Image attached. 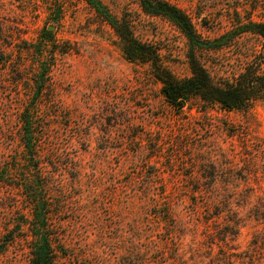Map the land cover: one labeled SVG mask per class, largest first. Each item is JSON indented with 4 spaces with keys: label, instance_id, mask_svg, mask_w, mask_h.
I'll return each instance as SVG.
<instances>
[{
    "label": "rangeland",
    "instance_id": "obj_1",
    "mask_svg": "<svg viewBox=\"0 0 264 264\" xmlns=\"http://www.w3.org/2000/svg\"><path fill=\"white\" fill-rule=\"evenodd\" d=\"M169 1L204 39L232 30L226 45L198 52L214 77L234 80L255 60L264 70V37L236 31L264 21V0ZM123 19L177 77L191 75L184 32L139 0H0V170L8 176L0 180V243L9 239L0 264H30L45 235L51 264H216L215 229L225 220L241 226L228 240L232 264H264V100L231 112L198 111L196 101L176 111L148 65L124 55L112 25ZM49 32L53 43L44 40ZM26 111L38 170L21 162ZM37 173L41 182L54 175L43 189L52 205L32 221L31 211L12 208L30 199L13 185ZM225 197L230 206L217 217ZM156 203H166L174 225L156 217ZM15 221H23L16 236L4 237Z\"/></svg>",
    "mask_w": 264,
    "mask_h": 264
},
{
    "label": "trees",
    "instance_id": "obj_2",
    "mask_svg": "<svg viewBox=\"0 0 264 264\" xmlns=\"http://www.w3.org/2000/svg\"><path fill=\"white\" fill-rule=\"evenodd\" d=\"M139 1L147 13L169 17L184 32L189 41L188 59L191 75L179 78L163 59L160 49L152 43L140 40L127 20L112 21L126 58L135 63L148 65L152 78L160 83V91L173 109L182 112L186 106L196 101L198 104L204 106L203 110L199 109L198 111L207 112L208 109L217 107L222 111L231 112L248 109L254 106L256 102L264 100V70L262 61L255 60L248 63L234 80L220 81L212 75L199 56V50H217L226 45L228 37L231 39L234 36L229 35L232 33V30L213 39H204L198 32L193 17L177 4L169 0ZM3 29L4 25L0 24V34L3 33ZM236 31L238 33L250 31L264 37V21L257 22L249 19L247 22L240 23ZM49 36V38L45 37V42L53 43L54 39L51 32H49ZM0 60L1 63L4 62L3 59ZM25 113L24 119L21 120V140L25 146V159L22 161L20 159V161L29 164L31 169L38 170L39 166H41V161H39V147L35 144L36 131L34 130L31 111H26ZM0 171V175H2L0 180L6 183L5 178L8 176L4 170ZM36 175V177L35 175L32 177L31 181H27V184L22 182L18 185H13L15 188L25 191V197H30V199L27 201L28 203L25 207L21 208L20 205L16 204L12 208L16 207L20 211H31L34 217L32 221L40 220L42 218L40 211H47V208L52 205L49 195L47 193L43 195V189L52 185V181L49 179L53 180L54 175L44 177L47 179L46 182H41L43 175L38 173ZM215 186L214 181L208 182L206 190L211 192ZM191 188L194 192H199L201 185L196 186L195 189L194 186ZM211 203L212 201L209 199V205ZM222 203L225 209L224 211L216 212L215 216L217 217L227 210V207L230 206V200L225 197ZM155 206L158 209L155 212L156 217L163 218L170 226L174 225L171 210L165 208L166 203L165 205L156 203ZM228 222L230 221L225 220L220 227L215 229V234L222 243L220 245V256H218L216 264H232L234 262L232 260L233 255L231 254V250L234 247L229 245L228 240L232 236L238 235L241 226L240 222H235L231 226ZM22 223L23 221L12 223L13 227L5 229L4 237L16 236L15 232L17 231L15 227L22 225ZM257 238L258 240H262L261 235H258ZM7 240L9 239L3 240L0 243V247L6 245L8 243ZM10 240H13V238ZM50 240V237L45 235L43 242L40 241L31 246L30 264L52 263L54 250Z\"/></svg>",
    "mask_w": 264,
    "mask_h": 264
}]
</instances>
